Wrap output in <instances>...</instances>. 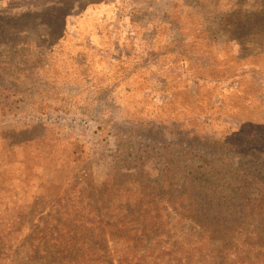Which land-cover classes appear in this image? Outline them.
<instances>
[{"label": "rangeland", "instance_id": "374dc122", "mask_svg": "<svg viewBox=\"0 0 264 264\" xmlns=\"http://www.w3.org/2000/svg\"><path fill=\"white\" fill-rule=\"evenodd\" d=\"M3 40L1 59L27 57V70L0 69V94L12 87L14 105L0 114L5 173L31 156L23 180L53 183L39 206L2 209V261L17 264L34 212L43 248L89 246V235L66 237L63 218L111 217L71 228L107 231L108 250L87 263L264 264L253 217L232 220L231 241L210 240L188 196L177 186L163 194L191 160L231 158L237 171L264 153V0H0ZM48 194L57 196L41 211Z\"/></svg>", "mask_w": 264, "mask_h": 264}, {"label": "trees", "instance_id": "16d2710c", "mask_svg": "<svg viewBox=\"0 0 264 264\" xmlns=\"http://www.w3.org/2000/svg\"><path fill=\"white\" fill-rule=\"evenodd\" d=\"M11 43V42H9ZM8 41L3 40L0 42V51L8 47ZM22 44H24L21 41ZM29 46L28 44H26ZM22 45V48L26 47ZM27 57L23 56L22 65H18L14 61H8L7 58H0V69H4L5 66H15L18 71L27 70L26 61ZM1 76V75H0ZM18 77H22L20 74L15 75L12 79L16 80ZM5 77H0V82L3 81ZM11 81V85H12ZM13 95L16 92L21 91L18 89L16 83ZM8 93L3 95L0 94V114L12 110L14 105H12L6 98L10 97V93L13 91L12 87L4 88ZM0 91H2L0 89ZM3 92V91H2ZM41 108V107H38ZM264 111V110H263ZM37 131L41 130V126L35 127ZM47 129V128H45ZM50 133V130L47 129ZM228 131V132H227ZM233 132L230 127L226 129L225 136ZM17 133V132H16ZM27 133L30 139H35V130L30 131L27 129ZM8 134H13L12 132ZM0 134V146L2 145L4 136ZM22 137V136H21ZM25 137V136H23ZM229 137V136H227ZM263 147L264 145L259 141ZM27 153V150H24ZM7 155V154H6ZM8 157H6L7 159ZM33 157H25V161L16 160V172L15 174H6L5 172L9 167L6 165L11 163V160L5 161V157L0 158V168H5V171L0 170V214H2V209L5 206H22L29 202L32 207L39 206L34 198H37L39 194L46 193L52 189L53 181H24L23 174L26 169H29V163ZM189 170V171H188ZM177 175L180 176V180L174 181L176 175L172 177L169 181H166L163 186V194L169 195L170 190L177 186V194L180 197H189L190 203L188 204V215L194 217L199 224L206 228L209 234L210 240H221V241H231L235 233V228H233L232 220L235 221L244 220L246 217H253L255 221L258 222L257 227V242L264 244V153L260 152L255 155V158L248 159L247 161L239 163L237 171L232 167V159L229 158L225 162V159H218L217 162H211L206 160L204 157H200L199 160H191V165H183L179 167ZM44 178V177H41ZM44 185V186H43ZM184 194V195H183ZM48 194L47 196H49ZM57 196V195H56ZM49 196L41 201V211L45 210V206L54 197ZM33 199V200H32ZM31 201V202H30ZM51 201V203H52ZM50 203V204H51ZM104 207H108L105 203ZM35 209V208H34ZM47 210V209H46ZM45 210V211H46ZM33 211V210H31ZM34 212L30 218V233L24 235L25 245L19 247H27L25 249H18V262L17 264H94L87 263L86 261H80L84 259L89 253L100 252V250H108V239L105 235L96 234L95 229H89L87 232L79 234L77 231H73L71 228L84 229L87 224L100 223L101 226L112 225L107 219L111 220V217H105L104 215L98 214V216H88L86 222H82L81 225L70 221L69 219H64L60 222L65 223L66 231L68 235L66 237L71 241H80L86 235L90 236L89 246H71V245H52L46 246L45 248L41 245H36L34 240L40 239L37 231H34L36 224L34 223ZM36 213V212H35ZM44 213V212H43ZM41 214L43 219H47L46 215ZM37 214V213H36ZM1 217V216H0ZM63 224V223H62ZM99 228V227H97ZM106 228V227H105ZM0 230H3L2 224H0ZM46 235V234H45ZM44 235V236H45ZM247 241H253V238L248 236ZM2 242V241H0ZM254 242V241H253ZM77 243L73 244L76 245ZM82 244H84L82 242ZM208 242L201 240L199 242V250L204 251L209 246ZM2 244H0L1 246ZM88 251V253H86ZM3 254V255H2ZM6 254V255H5ZM5 255V256H4ZM4 257H8V254L1 252L0 249V264H7ZM148 257L141 259L138 264H147ZM107 264H115L114 260L106 261Z\"/></svg>", "mask_w": 264, "mask_h": 264}]
</instances>
